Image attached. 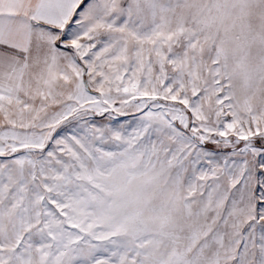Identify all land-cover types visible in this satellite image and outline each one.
Returning a JSON list of instances; mask_svg holds the SVG:
<instances>
[{
    "label": "snow or ice",
    "instance_id": "snow-or-ice-1",
    "mask_svg": "<svg viewBox=\"0 0 264 264\" xmlns=\"http://www.w3.org/2000/svg\"><path fill=\"white\" fill-rule=\"evenodd\" d=\"M0 264H264V0H0Z\"/></svg>",
    "mask_w": 264,
    "mask_h": 264
}]
</instances>
